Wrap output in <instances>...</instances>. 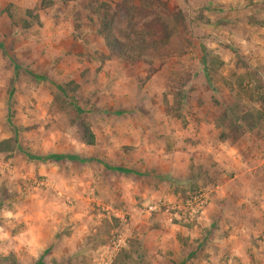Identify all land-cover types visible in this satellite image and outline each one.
I'll use <instances>...</instances> for the list:
<instances>
[{
	"label": "rangeland",
	"instance_id": "374dc122",
	"mask_svg": "<svg viewBox=\"0 0 264 264\" xmlns=\"http://www.w3.org/2000/svg\"><path fill=\"white\" fill-rule=\"evenodd\" d=\"M0 264H264V0H0Z\"/></svg>",
	"mask_w": 264,
	"mask_h": 264
},
{
	"label": "built area",
	"instance_id": "2783aa9c",
	"mask_svg": "<svg viewBox=\"0 0 264 264\" xmlns=\"http://www.w3.org/2000/svg\"><path fill=\"white\" fill-rule=\"evenodd\" d=\"M182 206L180 208L170 206L162 200H158L157 202L148 205L146 207L147 212H160L161 209L165 208V213L168 216V222H181L187 223L191 221L195 215L199 212V210L205 204V197L202 195L201 192H191L186 193L185 197L180 200ZM168 209L170 212H168ZM118 241H111V244L115 247L118 246ZM117 243V244H116Z\"/></svg>",
	"mask_w": 264,
	"mask_h": 264
},
{
	"label": "trees",
	"instance_id": "16d2710c",
	"mask_svg": "<svg viewBox=\"0 0 264 264\" xmlns=\"http://www.w3.org/2000/svg\"><path fill=\"white\" fill-rule=\"evenodd\" d=\"M100 33L102 35V40H103V43H104L106 49L111 54H114V55L119 56V57H127V56L133 57L134 52H137L140 50V48L138 47L137 44L130 45L129 43L123 42V41L119 40L118 38L114 37V35L109 33L108 27L105 25L102 26V30ZM138 59H139V56H135L132 58V60H138ZM247 118H248V120H247ZM251 119H252V117L250 115H248L247 117H242V120L244 122H246L248 129L254 127L253 126L254 121H252ZM236 130L238 131L237 128H236ZM241 133H242L241 131H238L236 133V136L237 137L240 136ZM82 134H83V137H84L86 144L91 145L93 143V136L90 133V131L87 128H85L83 130Z\"/></svg>",
	"mask_w": 264,
	"mask_h": 264
},
{
	"label": "crops",
	"instance_id": "0c3cea01",
	"mask_svg": "<svg viewBox=\"0 0 264 264\" xmlns=\"http://www.w3.org/2000/svg\"><path fill=\"white\" fill-rule=\"evenodd\" d=\"M242 135H243V133H242ZM161 199V198H160ZM219 206V205H218ZM219 208H222V207H219ZM222 212V209L221 210H219V211H217L216 213H217V216H219L220 217V215L222 214L221 213ZM201 215L202 216H200L199 218H197V221L199 222L200 220L201 221H210V219H209V215L208 216H206V215H204L203 213H201ZM217 216L216 217H214V218H217ZM200 224V223H199ZM173 226V225H172ZM200 227L202 228H205V226H203V225H200ZM176 228H178V226H176ZM200 228V229H201ZM174 231H176V232H178L179 234H183V236H186L187 234H189V233H184L185 231L184 230H178V229H176V230H174ZM176 233L175 232H173L172 233V243L170 244L171 245V248H172V250L174 249V252H180L181 254H184V251L182 250V249H180V247L178 246V242H176V240H175V237H176V235H175ZM186 234V235H185ZM188 242H190V239H189V241ZM192 250H196V248L195 249H192ZM192 250L191 251H189V253H191L192 252ZM178 252V253H179ZM189 253H187V254H189ZM185 255V257H187V256H189V255ZM184 262V261H183Z\"/></svg>",
	"mask_w": 264,
	"mask_h": 264
}]
</instances>
